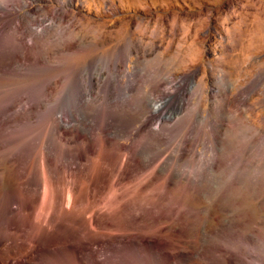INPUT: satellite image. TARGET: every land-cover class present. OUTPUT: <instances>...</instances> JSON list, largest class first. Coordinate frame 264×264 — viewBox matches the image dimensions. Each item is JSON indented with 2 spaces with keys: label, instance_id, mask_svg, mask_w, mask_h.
Listing matches in <instances>:
<instances>
[{
  "label": "bare ground",
  "instance_id": "obj_1",
  "mask_svg": "<svg viewBox=\"0 0 264 264\" xmlns=\"http://www.w3.org/2000/svg\"><path fill=\"white\" fill-rule=\"evenodd\" d=\"M1 15L0 23L6 19ZM7 24L0 31V70L11 74L12 59L29 61L34 46L19 37L24 21ZM136 75L118 64L112 70H88L84 90L74 85L66 90L71 78L57 74L58 98L48 102L26 97L19 76H12L10 89L0 88V264H231L233 256L216 244L218 237L214 242L215 233L229 243L249 241L208 227L215 218L212 204L202 212L174 188L178 183L190 189L176 179L187 176L189 183L199 184L205 174L203 166L194 169L195 177L179 171L189 140L170 155L154 150L146 164L140 162L142 151L151 153L147 144L185 111L188 90L187 76L172 81L154 94L152 109L139 119L127 108L135 104ZM122 133L131 143L120 142ZM216 165L214 154L208 168ZM192 216L202 220L197 239L188 235ZM194 242H202L201 248Z\"/></svg>",
  "mask_w": 264,
  "mask_h": 264
},
{
  "label": "rangeland",
  "instance_id": "obj_2",
  "mask_svg": "<svg viewBox=\"0 0 264 264\" xmlns=\"http://www.w3.org/2000/svg\"><path fill=\"white\" fill-rule=\"evenodd\" d=\"M1 8L11 11L0 10L6 18L0 31L20 18L24 33L19 37L34 46L29 61L12 59L14 75L0 70L2 90L18 78L26 97L48 102L58 98L57 74L71 78L66 90L70 85L84 90L88 70H112L118 64L137 73L135 104L127 108L140 119L152 109L154 94L187 76L185 111L165 124L158 139L147 144L151 153L142 151L139 160L146 164L159 149L170 155L189 140L179 171L195 177L194 169L203 166L205 174L199 184L189 183L187 176L176 179L192 186L189 192L182 184L174 188L202 212L212 204L215 218L208 227L248 238L229 243L220 232L213 236L233 256L231 264H264V0H0ZM53 113L61 115L59 109ZM37 114L29 113L30 120ZM123 135L120 142L131 143ZM214 154L213 170L208 165ZM192 219L188 235L197 239L202 220ZM191 245L199 249L202 242Z\"/></svg>",
  "mask_w": 264,
  "mask_h": 264
}]
</instances>
